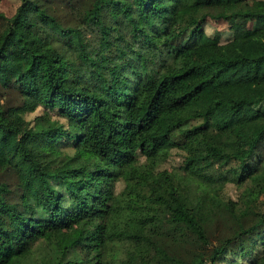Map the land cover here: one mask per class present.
<instances>
[{"label":"trees","instance_id":"trees-1","mask_svg":"<svg viewBox=\"0 0 264 264\" xmlns=\"http://www.w3.org/2000/svg\"><path fill=\"white\" fill-rule=\"evenodd\" d=\"M227 2L0 10V264H264V0Z\"/></svg>","mask_w":264,"mask_h":264},{"label":"rangeland","instance_id":"rangeland-1","mask_svg":"<svg viewBox=\"0 0 264 264\" xmlns=\"http://www.w3.org/2000/svg\"><path fill=\"white\" fill-rule=\"evenodd\" d=\"M225 1L227 2L228 0H225ZM15 2H16V0H2L0 10L4 14H10L12 9H13ZM234 8H235V6L233 3L227 2V4L225 5V9L228 12L233 10ZM183 11H186V9H183L181 12H183ZM214 28L218 29V30H225V26L223 24L216 23L215 25H213L211 23L208 27L207 33L211 34ZM9 98H10V96H9ZM7 145L10 146V141H8ZM27 186H29V184H27Z\"/></svg>","mask_w":264,"mask_h":264}]
</instances>
